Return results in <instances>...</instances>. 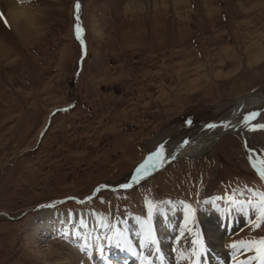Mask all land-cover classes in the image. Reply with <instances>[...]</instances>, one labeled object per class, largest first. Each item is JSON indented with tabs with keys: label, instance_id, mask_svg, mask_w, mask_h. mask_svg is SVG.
I'll return each instance as SVG.
<instances>
[{
	"label": "rangeland",
	"instance_id": "rangeland-1",
	"mask_svg": "<svg viewBox=\"0 0 264 264\" xmlns=\"http://www.w3.org/2000/svg\"><path fill=\"white\" fill-rule=\"evenodd\" d=\"M13 1L30 12L15 27L0 11V212L10 216L0 215V264L81 262L82 211L101 223L113 212L135 216L148 237L156 215L174 206L198 244L212 222L230 264H259L258 244L243 253L231 245L264 238L247 204L264 193L253 167H264V129L230 132L244 124L229 114L264 91V0ZM250 113L264 116V102ZM210 124L219 137L203 152L90 197L131 180L159 145L166 154ZM67 213L82 245L64 235ZM49 245L57 257L45 261L35 248ZM108 250L113 264H139Z\"/></svg>",
	"mask_w": 264,
	"mask_h": 264
},
{
	"label": "bare ground",
	"instance_id": "bare-ground-1",
	"mask_svg": "<svg viewBox=\"0 0 264 264\" xmlns=\"http://www.w3.org/2000/svg\"><path fill=\"white\" fill-rule=\"evenodd\" d=\"M1 10L3 12H7V20L9 22H13L12 25L15 27H17L19 21L30 12L28 7L16 5L13 0H0V11ZM263 102L264 96L261 94L258 96L250 95L246 98H242L239 100V103L235 105L234 110L231 111L232 113L229 115H231L232 118L242 116L244 124V117ZM250 123L252 125L264 123V116L258 117ZM244 127L249 128L246 127L245 124ZM225 130L229 132L228 129ZM217 131L218 129L215 127L210 128L209 130L202 129L201 132H204L200 135L202 138H198V136H196L197 138L195 137L193 140H190L186 145H176L174 148L167 151L165 156L169 157L173 152H175L176 158L199 154L208 148L209 145L216 139H218L217 137L219 136H216L215 134ZM223 131L224 129L220 133ZM181 145L183 146L181 147ZM68 215L69 214L67 213L64 235L66 234V236H69V239L72 241L74 240L77 243L79 242L78 244L75 243V245H82L83 241L81 242L79 230L76 226H70ZM80 216L85 225L84 228H88L89 237L88 239H85L87 242H84L87 246L86 255H82V253L78 251L79 257L81 258V256H84L85 259L82 257V263L76 262L75 264H113L114 261L111 260L112 257L109 256L110 252H108L110 247L114 248L117 253L116 256L124 254L129 256L131 259L136 258L139 264H179L178 258L176 257L177 253L179 251L181 252L183 248H187L189 246L190 249L186 250L181 256L183 264H195L197 256L193 255L194 252L200 253L199 259L201 264H230L229 257L219 243L223 232L221 230L214 229L211 222L204 231L202 230L201 233V235L206 238L205 241L203 238L202 245L198 244L199 233L194 227H192V231L189 230L186 222L183 220V213L177 206L168 208L167 217H164L161 213L156 215L150 228L151 235L154 236L156 240L155 244L151 242L150 236L144 237L142 221L135 216L127 217L125 214L119 215L113 212L107 220L103 221V223L99 222V219L93 211H82ZM100 223L102 225L99 226ZM108 227L111 230V235L108 238L100 237L98 229H101L104 236V232L107 231L106 229H108ZM42 230L44 232V236L51 232L47 222L42 227ZM144 242L150 243L149 248H146L147 250L145 248L142 250V244ZM68 243L71 245L73 242L71 243L69 241ZM103 248L108 249L104 250ZM35 252L37 254H42L45 261H49L50 259H55L57 257V255L53 254V248L50 245L43 253H40L38 248H35ZM103 252H106V254ZM108 253L109 255L107 256ZM60 256L69 260H71L72 257L68 254L64 256L63 253H60ZM110 257L111 259H109ZM95 258H97L96 261H94ZM69 264L73 263L70 261ZM231 264L243 263L237 262Z\"/></svg>",
	"mask_w": 264,
	"mask_h": 264
},
{
	"label": "snow or ice",
	"instance_id": "snow-or-ice-1",
	"mask_svg": "<svg viewBox=\"0 0 264 264\" xmlns=\"http://www.w3.org/2000/svg\"><path fill=\"white\" fill-rule=\"evenodd\" d=\"M76 9H77V25H76V31H77V39L81 41V44L83 46V39H82V32L83 29L81 28L80 24H79V9H80V4L79 2H77L76 4ZM0 18L2 17V14H0ZM6 22V21H5ZM259 115V113H250L247 116L244 117V124L246 127H249L250 130H257V129H264V123H259L256 125H252L250 122L254 119H256V117ZM188 123H191L190 121H188ZM230 124L229 123H225L224 127H229ZM209 128H214L216 127V125L214 124H210L208 125ZM188 143V141H184L183 144L186 145ZM183 145H181L182 147ZM247 147V145H246ZM165 149H164V145H159L157 147V150L153 153H150L149 156L146 158L145 162L141 165H139L136 170H135V175L132 177V182L131 183H127V184H123L120 185L121 188L124 189H128L131 188L133 186V184H138L140 182L141 179H144L146 176L150 175L153 171H156L158 167H162L163 164L165 162H168L169 157L165 156ZM249 159L250 161L253 160V153L254 150L249 149ZM176 157L175 155H171L170 159L174 160ZM260 159V163L261 165H264V154H261V156L259 157ZM154 161V162H153ZM153 162V163H150ZM253 167L256 168V170L258 171L259 175L261 176L262 179H264V167H258L257 164L255 162H253ZM105 187L103 185L100 186V188ZM100 188H97L96 191H99ZM248 206H250L255 213V218L257 223L255 224V227H260V225L262 223H264V193L259 194V199L258 202H253L251 200L247 201ZM49 207H51L52 205H48ZM151 208L152 205L149 203V215H151ZM189 210H191L189 208ZM66 236V234H65ZM149 236L151 237V242L153 244L156 243L155 237L151 235V231H149ZM259 245V248L257 249V253H258V260H259V264H264V238H261L259 241H252V242H246V241H239L238 243H234L233 245H231V247L233 249H239L241 251V253H243L244 251H249V250H253V248L255 247V245ZM81 251L84 250L83 247H81L80 249ZM158 251V249H157ZM193 255L197 256V260L195 262V264H201V261L199 259L200 253H196L194 252ZM244 264H249L248 261H245Z\"/></svg>",
	"mask_w": 264,
	"mask_h": 264
},
{
	"label": "water",
	"instance_id": "water-1",
	"mask_svg": "<svg viewBox=\"0 0 264 264\" xmlns=\"http://www.w3.org/2000/svg\"><path fill=\"white\" fill-rule=\"evenodd\" d=\"M252 93H255V94H261V95L264 96V91H257V92H250V93H248V94L242 96L241 98H246V97H248L249 95H251ZM233 110H234V106H233L232 111H233ZM231 113H232V112H231ZM229 131H230V132L239 131V132L242 133V135H244V131H253V130H250L249 128H244V127H242V128H238V127H237L236 130L234 129V130H229ZM183 142H184V141H183ZM171 155H175V152H173ZM170 157H171V156H169L168 162L172 160V159H170ZM166 163H167V162H166ZM131 182H132V179L129 180V181H127V182L121 183V184H119V185L113 186V187H110V186H105V187H108L109 189H112V190L124 189V188H121L120 185L127 184V183H131ZM105 187H103V188H105ZM97 188H100V187H96L95 190H94V192H93L92 194H90V197L93 196V195L97 192V191H96ZM52 202H53V201L45 202V203H43V204H41V205L36 206L35 209H38L39 207H42V206H48V205H50ZM0 215H4V216L10 218V216L7 215L5 212H0Z\"/></svg>",
	"mask_w": 264,
	"mask_h": 264
}]
</instances>
